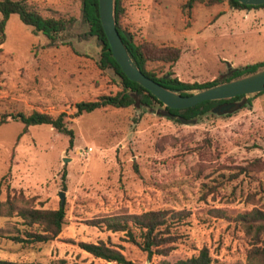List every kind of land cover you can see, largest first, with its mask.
<instances>
[{
  "label": "rangeland",
  "instance_id": "rangeland-1",
  "mask_svg": "<svg viewBox=\"0 0 264 264\" xmlns=\"http://www.w3.org/2000/svg\"><path fill=\"white\" fill-rule=\"evenodd\" d=\"M25 1L43 17L74 22L64 37L69 45H52L11 15L0 52V119L66 114L75 139L71 146L70 137L50 125L32 126L20 137L24 124L12 118L0 126V201L10 196L20 204L23 196L27 204L46 210L64 202L67 213L58 238L35 248L9 239L24 229L19 217L0 216V259L116 264L78 246L111 240L135 264H160L161 257L149 259L124 232H107L89 222L166 208L187 214L167 258L171 263L205 247L212 264L246 262L250 245L236 220L252 209L264 210V94L250 107L194 123L175 122L158 104L150 110L109 107L75 117L78 103L115 95L122 85L111 68L80 47L90 42L81 21L82 0ZM186 1L124 0L121 24L137 45L181 49L178 62H150L151 71L206 83L264 62V8L197 3L189 18L182 11Z\"/></svg>",
  "mask_w": 264,
  "mask_h": 264
},
{
  "label": "trees",
  "instance_id": "trees-1",
  "mask_svg": "<svg viewBox=\"0 0 264 264\" xmlns=\"http://www.w3.org/2000/svg\"><path fill=\"white\" fill-rule=\"evenodd\" d=\"M224 1H228L230 7L236 10L264 8V5L258 7L247 6L237 0H187L182 5V11L190 18L192 16V9L197 3L213 6L221 4ZM123 3L124 0L116 1V20L118 31L124 43L142 72L166 88L174 91L209 88L253 74L261 68H264V62H259L241 69L231 70L224 77L212 82L192 84L182 82L171 71L158 75L148 68L149 63L162 62L173 65L180 59L181 49L171 46L161 47L155 44L137 45L132 36L122 27ZM82 13L84 23L91 28V34L97 35L105 43V49L102 55V67L115 69L117 74L123 78V81L122 90L115 95H103L95 101L78 103L76 105L77 111L75 117L109 107L120 109L132 106L148 108L153 107L155 103L160 104L151 92L129 80L116 60L112 57L110 45L100 18L99 0H82ZM0 14L2 15L0 20V52H2L7 39L6 26L11 15H18L20 20L32 29V33L35 36L43 35L52 45H58L59 43L68 44L65 43L64 37L74 22L73 19L43 17L25 0H1ZM263 94L264 92L258 96ZM184 95L186 96L187 94ZM237 100H246L244 108L247 107V104L251 106L253 101V99L247 100L244 96H238L231 100L206 101L193 108L183 110L168 109L167 112L176 116L175 119H171L177 123H194L201 119L206 112L212 110L217 104L224 101ZM9 118L24 124V130L20 137L27 133L28 129L32 126L50 125L58 132L69 136L70 145H74V130L68 126L66 114H60L57 117L40 112H33L28 115L24 113L3 115L0 119V126L7 123ZM17 202L18 199L10 196H8L5 202L0 201V216L19 217L22 221L21 225L24 227L23 230L18 231V234L11 236L9 239L17 244H22L24 247L35 248L38 245L56 240L62 233L67 216L64 202L60 204L57 210H46L31 206L27 204L23 196L19 199L20 204ZM186 219L187 214L184 211L161 208L158 210L144 211L139 214L105 216L97 220H92L89 223L91 226L105 229L107 232H124L129 241L146 253L149 259H152L154 256L161 257L160 264H212L213 259L206 247L201 249L197 255L179 259L174 263H171L167 259L171 252L175 250V245L179 241L180 226L184 225ZM236 222L242 229L245 235L244 237L250 245L246 253V262H239L238 264H264V210L252 209L239 216ZM78 246L97 259L114 262L116 264H135L122 252L121 246L114 244L111 240L96 243L80 242ZM0 264L33 263H21L0 259ZM53 264H67V262L66 260L60 259Z\"/></svg>",
  "mask_w": 264,
  "mask_h": 264
},
{
  "label": "water",
  "instance_id": "water-1",
  "mask_svg": "<svg viewBox=\"0 0 264 264\" xmlns=\"http://www.w3.org/2000/svg\"><path fill=\"white\" fill-rule=\"evenodd\" d=\"M116 1L117 0H99L100 18L110 45L112 57L116 60L129 80L141 85L157 98L160 102L158 105L164 110L166 116L174 119L176 118V116L167 112L168 109L183 110L193 108L206 101L231 100L238 96H244L245 99L249 100L256 98L259 94L264 92V68H261L253 74L218 84L213 87L188 91H174L149 78L142 72L138 64L131 56L118 31L116 20ZM237 1L247 6L258 7L264 5V0ZM81 21H83V13ZM87 27L90 42H83L80 47L87 48L85 53L89 56L96 57L99 63L102 64V55L104 53L105 43L102 42L97 35L91 34L90 26L87 25ZM98 55H100V57H98ZM111 69L114 73H116L117 82L122 85L123 78L117 74L115 69ZM184 94L187 95L185 96ZM234 106L235 104H229L223 107L213 108L212 110L206 112L204 117L227 116ZM247 107H250V105L247 104ZM146 109L150 110L151 107ZM152 112L153 114H158L157 110H152ZM61 198L64 201L63 194H61Z\"/></svg>",
  "mask_w": 264,
  "mask_h": 264
},
{
  "label": "flooded vegetation",
  "instance_id": "flooded-vegetation-1",
  "mask_svg": "<svg viewBox=\"0 0 264 264\" xmlns=\"http://www.w3.org/2000/svg\"><path fill=\"white\" fill-rule=\"evenodd\" d=\"M229 72H231V70H229ZM228 72V73H229ZM234 99V98H233ZM246 103V100H237V101H224L222 103H219L217 104L216 106H214L213 108H216V107H223V106H226V105H229V104H235V106L231 109L230 113L229 114H232L233 112L237 111V110H240L242 108H244V105ZM154 105H157V103L153 104ZM228 114V115H229Z\"/></svg>",
  "mask_w": 264,
  "mask_h": 264
}]
</instances>
